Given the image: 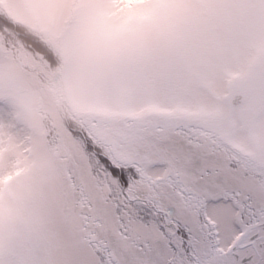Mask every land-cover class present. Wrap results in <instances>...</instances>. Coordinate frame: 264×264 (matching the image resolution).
<instances>
[{
  "label": "snow or ice",
  "instance_id": "1",
  "mask_svg": "<svg viewBox=\"0 0 264 264\" xmlns=\"http://www.w3.org/2000/svg\"><path fill=\"white\" fill-rule=\"evenodd\" d=\"M0 264H264V0H0Z\"/></svg>",
  "mask_w": 264,
  "mask_h": 264
}]
</instances>
